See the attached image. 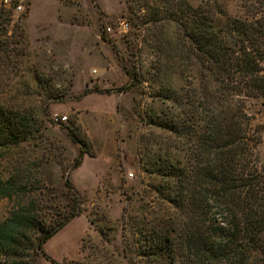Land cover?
<instances>
[{
	"label": "rangeland",
	"instance_id": "374dc122",
	"mask_svg": "<svg viewBox=\"0 0 264 264\" xmlns=\"http://www.w3.org/2000/svg\"><path fill=\"white\" fill-rule=\"evenodd\" d=\"M189 1L196 8L209 5L217 24L248 16L246 0ZM2 11L11 18L2 39L21 31L26 37L17 69L0 77V108L38 122L42 132L20 149L0 150V180L23 163L36 184L30 189H39L33 195L47 202L48 221L81 206V215L44 245L47 256L33 264H140L139 229L151 228L166 210L152 189L162 181L145 172L143 160L149 149L166 152L172 137L151 120L164 114L170 97L199 90L197 70L182 79V69L166 60L156 83L157 55L147 48L148 33L135 28L126 0H14L11 6L0 0ZM165 53L175 55L169 46ZM247 111L252 129L263 133L264 156V99L248 103ZM57 116L67 120L59 124ZM70 130L81 135L83 147ZM82 148L89 154L73 169ZM11 207L0 196V224ZM0 264L8 262L0 256Z\"/></svg>",
	"mask_w": 264,
	"mask_h": 264
},
{
	"label": "trees",
	"instance_id": "16d2710c",
	"mask_svg": "<svg viewBox=\"0 0 264 264\" xmlns=\"http://www.w3.org/2000/svg\"><path fill=\"white\" fill-rule=\"evenodd\" d=\"M246 1L247 17L217 24L209 5L126 0L135 28L148 33L147 48L157 55L155 82L166 60L182 69V79L191 68L199 74L198 91L170 97L164 114L151 120L172 137L166 152L149 149L143 160L145 172L162 181L152 189L166 210L157 213L151 228L139 229L140 264H264L263 133L252 129L247 111L248 103L264 99V0ZM7 24L11 18L2 11L0 77L17 69L25 54L26 32L2 39L9 33ZM166 45L175 55L166 57ZM38 125L0 108V150L28 144L42 132ZM69 136L83 147L79 133L70 130ZM87 154L82 148L73 169ZM26 168L19 163L17 173L0 180V196L12 206L0 224V256L8 264H33L36 257L47 256L44 245L81 215L79 206L48 221L47 202L41 205L33 195L39 189H30L36 184ZM65 185L77 196L70 179Z\"/></svg>",
	"mask_w": 264,
	"mask_h": 264
},
{
	"label": "built area",
	"instance_id": "2783aa9c",
	"mask_svg": "<svg viewBox=\"0 0 264 264\" xmlns=\"http://www.w3.org/2000/svg\"><path fill=\"white\" fill-rule=\"evenodd\" d=\"M5 2H6L7 5L11 6L13 4L14 0H5ZM14 9H15V11H21L22 10V6L21 5H17ZM121 26H122V29H124V30L129 28V24L128 23H123V24H121ZM108 31L111 32L112 28H109ZM66 120H67V117L60 118L59 116H57L56 119H55V121L57 123H59V124L61 122H63V121H66ZM130 177H133V175L131 174Z\"/></svg>",
	"mask_w": 264,
	"mask_h": 264
}]
</instances>
